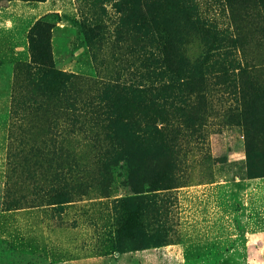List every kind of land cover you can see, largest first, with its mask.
I'll return each mask as SVG.
<instances>
[{
    "label": "rangeland",
    "instance_id": "obj_1",
    "mask_svg": "<svg viewBox=\"0 0 264 264\" xmlns=\"http://www.w3.org/2000/svg\"><path fill=\"white\" fill-rule=\"evenodd\" d=\"M0 264H264V0H0Z\"/></svg>",
    "mask_w": 264,
    "mask_h": 264
},
{
    "label": "trees",
    "instance_id": "obj_2",
    "mask_svg": "<svg viewBox=\"0 0 264 264\" xmlns=\"http://www.w3.org/2000/svg\"><path fill=\"white\" fill-rule=\"evenodd\" d=\"M33 62L36 65H29L35 72L30 74L36 82L41 84L45 79L58 73L55 68L53 56L51 52V26L48 22L40 19L36 22L30 34Z\"/></svg>",
    "mask_w": 264,
    "mask_h": 264
}]
</instances>
